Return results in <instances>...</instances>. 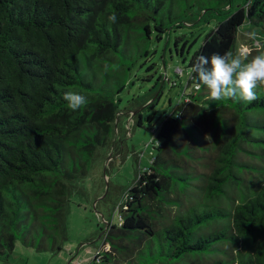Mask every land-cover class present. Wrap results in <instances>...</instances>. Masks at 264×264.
<instances>
[{"label": "trees", "instance_id": "1", "mask_svg": "<svg viewBox=\"0 0 264 264\" xmlns=\"http://www.w3.org/2000/svg\"><path fill=\"white\" fill-rule=\"evenodd\" d=\"M213 1L0 0V253L16 239L50 245L73 181L111 144L119 118L128 129L142 125L140 102L121 109L120 93L139 58L181 26V14L194 4V22L222 14L189 68L201 54L234 52L246 22L264 43V0L234 9L232 0ZM255 54L252 47L243 58ZM197 79L189 73L182 99L151 128L156 153L121 193L118 222L108 220L90 264H264V94L211 101ZM69 90L88 104L70 110ZM160 94L142 104L153 107ZM32 228L42 232L34 238Z\"/></svg>", "mask_w": 264, "mask_h": 264}, {"label": "rangeland", "instance_id": "2", "mask_svg": "<svg viewBox=\"0 0 264 264\" xmlns=\"http://www.w3.org/2000/svg\"><path fill=\"white\" fill-rule=\"evenodd\" d=\"M239 2L241 0H232L231 8L234 9ZM213 4H216L215 0ZM198 11L197 4H194L189 11L181 14V26L169 27L151 46V54L139 58L133 67L128 77L131 84L120 93V108H132L131 98L139 101L141 105L137 110L141 113L142 125H129L128 129L125 116L119 118L117 129L113 130L111 144L101 147L95 165L83 181H73L58 223L60 228L50 245L45 242V246L38 249L39 242L34 244L31 241L26 245L16 239L11 251L4 250L0 253V264H86L94 252L101 248V234L109 225L108 220L118 222L117 202L121 193L135 180L138 166L142 168L147 165L156 153V148L150 142L151 128L158 127L182 99L181 93L190 73L188 59L201 44L205 33L222 18V14H216L207 23L204 20L201 23L194 22V17L200 15ZM253 27L246 22L238 29L234 53L239 54L241 58L253 47L245 35L252 31ZM177 36H180V39L175 44ZM257 39H261L259 34ZM183 43V55L180 56L176 49H180ZM178 67L183 69L180 76L174 72ZM147 76L149 79H145ZM164 78L167 80L164 81ZM173 81L175 84H172ZM160 89L161 94L153 107L142 104L150 97L153 99ZM206 89L203 87L201 91ZM189 90L191 86H187V91ZM262 93L264 94V88L257 90L258 96ZM153 112V118L148 121L147 116ZM249 115L254 116L255 112L251 111ZM261 121L264 122V119ZM253 130L261 131L257 127H253ZM32 229L33 237L36 238L41 229Z\"/></svg>", "mask_w": 264, "mask_h": 264}, {"label": "clouds", "instance_id": "3", "mask_svg": "<svg viewBox=\"0 0 264 264\" xmlns=\"http://www.w3.org/2000/svg\"><path fill=\"white\" fill-rule=\"evenodd\" d=\"M117 19L115 12L108 16L110 23H116ZM245 35L256 51L250 60L228 50L210 57L201 54L190 67L189 71L197 75L198 85L208 89L211 101L232 99L251 103L258 98L257 90L264 88V43L257 39L255 31ZM63 99L73 112L88 104V98L74 90L66 91Z\"/></svg>", "mask_w": 264, "mask_h": 264}, {"label": "built area", "instance_id": "4", "mask_svg": "<svg viewBox=\"0 0 264 264\" xmlns=\"http://www.w3.org/2000/svg\"><path fill=\"white\" fill-rule=\"evenodd\" d=\"M181 71V69L178 67L177 69H176V71ZM194 87H197V85H195ZM118 204H121V200H119L118 201ZM117 208H118V205H117ZM103 245V244H102ZM107 246V245H106ZM105 245L103 246V247H105V248H108V246L106 247ZM100 250H101V248L100 249H98V250H96L95 252H94V254H93V256L89 259V261H88V263H86V264H90L89 262H90V260L91 259H94L95 261H98L99 260V257H100ZM77 264H85V263H82V262H77Z\"/></svg>", "mask_w": 264, "mask_h": 264}]
</instances>
